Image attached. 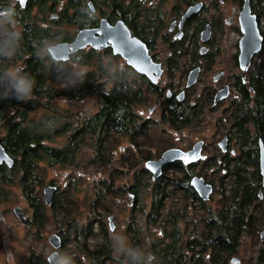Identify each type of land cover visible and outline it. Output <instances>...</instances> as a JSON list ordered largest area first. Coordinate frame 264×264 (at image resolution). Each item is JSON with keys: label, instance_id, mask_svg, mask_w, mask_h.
Instances as JSON below:
<instances>
[{"label": "flooded vegetation", "instance_id": "flooded-vegetation-1", "mask_svg": "<svg viewBox=\"0 0 264 264\" xmlns=\"http://www.w3.org/2000/svg\"><path fill=\"white\" fill-rule=\"evenodd\" d=\"M32 1L38 0H28L24 7L18 0H0V3L17 4L24 10ZM44 1L51 9L44 21V26H47L57 20L63 4L57 13V0ZM246 1L248 14L243 12ZM83 2L85 23L76 25L75 32L67 40L52 45L71 43L80 31L98 29L101 21L110 27L121 22L130 37L144 46L152 68H157L159 75L153 73L146 77L138 74L126 59L113 53L110 44L96 49L85 45L66 63L51 59L58 65V74L64 68L68 69L69 75L74 70L86 74L83 78L76 75L72 88L62 90L67 92L62 96L63 100L72 105L118 106L120 114L113 117L119 119L120 124L114 125L110 120L106 123V132L99 131L98 135L93 124L87 122L95 110L90 113L86 109L75 116L62 114L57 118L56 136L62 141L56 147L46 145L56 148L64 156H76L80 151L88 153L86 164L93 175L98 172L101 177L91 181L92 198L95 200L105 193L106 201L115 200L127 207L126 216L118 225L117 215L108 207L105 206L107 211L96 212L89 202L88 211L79 219L73 218L71 226L67 223L59 228L56 234L60 246H113V236L120 232L130 241L136 237L137 245L145 249L143 218L145 185L148 184L149 192L155 189L156 196L160 198L157 221H162L161 226H169V230H158L160 238L155 239V244L178 246L180 253L176 257L179 264L198 259L199 249L191 251L188 246L201 247L203 264H213L214 251L217 264H264V238H260L264 229V188L258 150L260 146L264 149V116L260 121L244 124L250 138L247 148L243 146L242 139L229 138L230 124L226 123V116L236 108L260 101L257 94L262 85L257 82L261 84L264 81V0ZM189 9L192 13L184 18ZM251 22L255 23L259 34L260 48L247 57L243 50L252 49L255 45L245 47L243 29L246 23L250 27ZM68 63L72 66L68 67ZM193 73H196L194 81L187 85L189 74ZM72 89L79 91L78 98H70ZM115 90L121 91L119 99L102 98L103 94L108 96ZM128 90L139 91L141 96L128 98ZM221 90L226 91V97L214 103L213 99ZM212 115H215L212 125L215 134L210 140L196 138L183 144L186 140L180 135L184 128L198 134L206 129L208 116ZM42 118L47 119L48 116ZM180 121L190 125L181 129L173 127L174 122ZM163 133L169 134L170 139L179 136L182 143L164 142L161 138ZM54 138L46 142L52 143ZM223 138H226L224 151L218 147ZM145 143L162 145V148L156 155L146 154L148 145ZM196 143L201 146L199 159L194 163L185 165L181 160H175L163 165L156 179H152V174L145 169L146 162L157 161L163 152L175 149L187 153ZM248 149L252 153L257 150V161L253 158V161L246 162ZM97 151L106 155L105 163L97 165L91 162L90 156ZM61 165L69 164L62 161ZM241 167L246 171H258L255 197L241 194ZM67 176L65 173V177L54 186L56 193L63 197L78 190L81 182L79 177L71 179ZM192 178L201 179L204 185L211 187L207 200H201L190 186ZM172 198L181 201L180 206L172 207L162 216L163 208L172 204ZM167 201L170 203L166 204ZM65 232H69V236ZM75 257L85 264L87 257Z\"/></svg>", "mask_w": 264, "mask_h": 264}, {"label": "trees", "instance_id": "trees-1", "mask_svg": "<svg viewBox=\"0 0 264 264\" xmlns=\"http://www.w3.org/2000/svg\"><path fill=\"white\" fill-rule=\"evenodd\" d=\"M89 1V0H88ZM92 1V0H91ZM108 1V0H102ZM116 2V0H113ZM9 5V3L4 4L0 3V6ZM85 4L83 0H65L61 10L58 13L57 20H53L49 25H39L34 16H31L33 8H35L39 13L43 14L51 11L44 0L32 1L28 3L27 7L24 10L19 9L16 4L15 8L19 14L18 18L20 23L24 28V40L23 48L20 55L17 57L16 62L21 64L24 67V71L29 73L36 81V86L33 90V95L31 99L27 102H18L15 99L12 100H0V131L3 134L0 136L1 144L5 148L6 153L12 158L13 166L12 168H7L5 165L0 166V200H5L7 198V191L4 189L5 186L15 185L19 188L21 192V198H23L27 209L30 211V217H27L26 226L33 227L35 230H40L44 226L46 219V211L52 210L51 219L53 221H58V225L67 224L71 226L72 216L68 212L64 203L59 201V193L55 192L54 198L50 206H45L43 200L39 193L36 192V186L40 185L41 172L37 162L42 158L47 160V165L49 167L62 166L61 162L65 164H71L73 159L72 154H66L65 156L51 146L44 144L46 141L50 142L53 137L58 135L57 124L54 125L53 118H58L59 113L55 112V109L50 108L51 103L57 99L59 92L53 91L51 89V84L58 81L60 78L68 76V69H65L58 74V65L52 63V60L41 52V55H37V46L43 44H54L57 42H62L67 40L70 35H66L61 31H53L52 26L61 27L62 25L69 27H76V25L85 23V15L83 14L86 11L84 8ZM72 37V36H71ZM64 67H66L64 65ZM89 82V81H88ZM92 82V81H90ZM259 85H262L258 89L257 97H260V101L256 104L249 105V103L244 104L241 108H236L235 111H232L228 116H226V123L230 124L229 134L231 139H242L244 145L248 146L249 144V133L245 123L254 122L255 120L260 121L261 117L264 116V81ZM115 90L111 92L110 95L103 94L102 98H115L121 97V91ZM86 92V91H81ZM70 98H78L79 91L72 89L69 91ZM62 95H66L67 92H61ZM67 96V97H69ZM140 92H132L128 90V98H139ZM44 99L46 102L41 105L40 101ZM262 100V101H261ZM49 107L50 116L48 118H42L41 120H35L30 116V113L35 112L39 109ZM120 107L110 106L106 104H97L96 112L91 116L87 122H91L95 130H98L103 133L106 132V123L111 122L115 124H120V120L115 115L120 114ZM111 115V116H110ZM47 116V115H43ZM58 119H56L57 121ZM190 123L187 122H174L173 127L176 129H181L183 127L189 126ZM257 140V138H255ZM241 149V148H240ZM105 154L99 151L93 153L90 156L92 159L91 162L105 163ZM247 157L246 162L257 161L258 152H250L248 149L245 154ZM241 158V157H240ZM244 159H242L243 161ZM246 171L241 167L240 169V189L241 194L247 195L252 198L255 197L256 189L258 188L259 174L255 169L253 172ZM49 185L56 186L54 182H49ZM43 185V184H41ZM56 188V187H55ZM146 190L149 191V185H145ZM157 188V187H156ZM57 190V188H56ZM155 191V189H154ZM153 189L147 194L150 198L149 204L145 207L144 212V222L146 230L150 229L152 225L157 222L160 198L156 195ZM105 193L103 195H98L94 202L92 203L94 210L98 211H107L105 208L104 202ZM103 202V204H101ZM61 227V226H60ZM71 228V227H69ZM135 229V228H134ZM66 236H69V232H65ZM133 244L137 245V238L131 241ZM156 240L152 239L151 243V252L157 256L158 264H179L177 260V254H179V248L175 244L165 243L163 246H157ZM147 244V241H146ZM138 246V245H137ZM75 251L71 253L74 257L77 255H83L87 257L88 264H118L115 253L113 251V246H73ZM191 251H196L199 253L198 259L193 258L192 261L187 262L186 264H203L201 259V247L200 246H188ZM29 252L28 258H21L16 256L15 264H46L43 255L33 249V247L27 248ZM65 246H60L58 251L63 252ZM215 250V249H214ZM212 257V263L217 264L218 258L217 254ZM76 259V264H82L83 262Z\"/></svg>", "mask_w": 264, "mask_h": 264}, {"label": "rangeland", "instance_id": "rangeland-1", "mask_svg": "<svg viewBox=\"0 0 264 264\" xmlns=\"http://www.w3.org/2000/svg\"><path fill=\"white\" fill-rule=\"evenodd\" d=\"M85 1V0H83ZM51 2V0H49V3ZM65 2V0H57L56 3L59 5H55V12L60 10L61 4H63ZM62 8V7H61ZM53 12V13H55ZM58 13V12H57ZM31 16H34L35 21L39 24V25H45V20H47L48 16L50 15V13L46 12L43 14L39 13L35 8H33L32 12L30 13ZM53 31H56L59 29V31H61L64 34H72L75 32V28L74 27H69V26H65L62 25L61 27H57V26H52L51 28ZM67 66H72V64L68 63ZM78 70H74L71 71L70 75L66 76V79H58V81L53 82V84H51V89H53V91H58L59 95L57 97V99H55L52 103H51V107L55 109V112H58L59 115L61 114H65V115H78V113H84V110H88L90 113H92L94 110L96 111V107L90 105H72L71 103H68L67 101L63 100V95L61 94V92H63L62 90H67V89H71V85H74L72 83V81L74 80V78L76 77ZM57 73V71H56ZM46 101L44 99H42L40 101L41 105L44 104ZM87 113V114H90ZM50 109L49 107H45L35 112L30 113V116L32 118H34L35 120H41L43 115H49L50 116ZM208 125L206 126V129L204 131H197L198 134L195 133L194 130L192 129H185L184 128V133L182 135H180V137H184L186 141H184L183 144H185L187 141H194L196 138H202L204 140L209 141L210 138L213 136V134H215V128L213 125V118L215 117V115L212 116H208ZM57 118H53V123L54 125H56L58 122V120L56 121ZM58 126V125H57ZM192 130V131H191ZM3 134V132L0 131V136ZM176 139H170L171 137L169 136V134H161V138L164 139V142H170L173 143V141L175 143H182V140L184 139H180L179 136H176ZM61 138L60 137H55L53 139L52 143H47L45 142V144H50L54 147L58 146L61 142ZM146 149L145 152L146 154H150V155H156L159 152V149L162 148V145H158V146H150L149 143H145ZM151 147V148H150ZM156 153V154H155ZM89 154L86 153L85 151H80L76 154V156H73V164L72 165H62V166H57V167H49L47 165V160L45 158H42L41 160H39L37 162V165L40 169V173L39 175L41 176L40 180V185L36 186V192L40 194L41 199H42V188L46 185H49V182H54L55 185L58 182L59 179H62L65 177V173H67V178H71V179H75L78 178L81 179V182L79 183V188L78 190L71 192V194L69 193L66 196H59V201L62 200V202L64 203L65 207L67 208L68 212L71 214L72 219H79V217L81 216L82 213H85L86 211H88V204H90L89 202H94V199L91 196V181L92 179L96 178H101L98 174V172H96V175H93V173L91 172V169H89V166L86 164L87 163V158H88ZM68 180V179H66ZM65 180V181H66ZM61 183V182H60ZM43 184V185H41ZM7 191V198L5 200H0V264H15L16 262V256L17 257H23V258H28L29 252L28 249L29 247H33V249L39 253H41L43 255V259L44 261L46 260V257L52 253L54 250L51 248V246H49L48 242H47V238L51 235V234H56L59 230V228H61L60 225H58V221H53L51 219L52 216V210H47L46 211V219H45V223L44 226L42 228H40V230H35V228L33 227H27L26 225H21V223H19V221L14 217L13 213H12V209L14 207H19V209L21 208L23 211L24 216L30 217V211L29 209H27V206L23 200V198H21V192L19 190V188H17V186L15 185H10V186H5L4 188ZM150 189V188H148ZM149 191L146 190L145 193V207L147 206V204H149L150 202V197L147 195ZM172 204L168 207V208H163L162 211V216H164L166 214V212L168 210H171V208L174 206H180V202L174 200V198L170 199ZM167 203H170V201H167ZM103 204V202L101 203ZM105 206L108 207L111 210V213H114L117 215V220H118V225H120L123 221V218L126 216V210L127 207L125 205V203H123L122 205H119L118 203L115 202V200H110V201H105L104 202ZM91 205V204H90ZM146 209V208H145ZM160 214V213H159ZM161 215V214H160ZM73 219V220H74ZM158 219V217H157ZM162 221L160 222H155L154 225H152L150 227V229L146 230L147 228L145 227V222L143 221V227H144V246L146 251H149V244L151 243L152 239H158L160 238L159 234H158V230L161 229L164 231L165 230H169V226H161ZM120 228V226H119ZM120 235V232H119ZM163 238V236H161ZM159 240V239H158ZM147 241V244H146ZM91 247V246H89ZM73 251H75V248L72 246H65V249L63 252L66 253H72ZM10 254V256H9ZM45 263L47 264V262L45 261Z\"/></svg>", "mask_w": 264, "mask_h": 264}, {"label": "water", "instance_id": "water-1", "mask_svg": "<svg viewBox=\"0 0 264 264\" xmlns=\"http://www.w3.org/2000/svg\"><path fill=\"white\" fill-rule=\"evenodd\" d=\"M28 0H18L21 7H24V3ZM146 1V0H143ZM248 5L247 1L245 2L243 12L248 14ZM90 8V5H89ZM91 9V8H90ZM191 10L189 9L184 18L191 14ZM251 27V28H250ZM250 27L246 23L243 31L245 34V43L246 48L251 44L255 45L252 49H245V55L248 57L251 53L256 52L260 48V37L257 32L256 26L254 22H251ZM97 35V36H95ZM252 35V36H251ZM254 41L253 43L251 41ZM106 44H110L113 53L115 55H119L122 58L126 59L128 64L140 75H145L146 77H150L153 73L159 75V70L152 68L149 58L146 55V49L144 46L132 39L129 35L128 30L124 27L121 22H117L116 25L110 27L105 21L100 22V26L96 30L85 29L80 31L75 39L71 43H58L55 44L57 49L52 50L51 59L54 61H63L66 62L69 58L75 53L77 50L81 49L85 45H91L93 48H100L106 46ZM246 57V59H248ZM247 61V60H246ZM190 79L188 80L187 85H191L194 81V77L196 73L189 74ZM226 97V91L221 90L215 96L214 103H217L223 98ZM200 143H196L193 145L192 149L187 153H182L180 150H167L162 153L161 157L157 161H148L145 163V169L152 174V179H156L160 174V169L163 165L168 163H173L175 160H181L185 165L194 163L199 159V151H200ZM218 147L224 151L226 148V138H223L219 143ZM260 146L259 150V172L262 180V187L264 188V149ZM12 158L6 153L5 148H3L0 139V166L5 165L7 168H12L13 166ZM190 186L196 191L199 198L203 201L207 200L208 196L211 193V187L204 185L201 179L192 178ZM56 192V188L51 185H46L42 188V200L45 206H50L52 200L54 198ZM12 213L14 217L21 223V225L26 224V217L23 214L22 209L19 207H14L12 209ZM111 225V220H110ZM112 229V227L110 226ZM261 239L264 238V229L261 232ZM47 242L49 246L53 250L60 249V239L57 234H51L47 238ZM53 253V252H52ZM47 264H54L55 256L51 253L46 257Z\"/></svg>", "mask_w": 264, "mask_h": 264}, {"label": "clouds", "instance_id": "clouds-1", "mask_svg": "<svg viewBox=\"0 0 264 264\" xmlns=\"http://www.w3.org/2000/svg\"><path fill=\"white\" fill-rule=\"evenodd\" d=\"M18 16L14 4L0 6V100L27 102L33 95L36 81L16 62L24 40V28ZM57 48L41 43L37 46V55L43 52L51 59L52 50ZM76 75L83 78L86 74L81 72ZM113 251L118 264H158L154 253L133 244L124 235L113 236ZM51 254L55 256L54 264H76L75 257L70 253L54 250ZM85 264H88L87 260Z\"/></svg>", "mask_w": 264, "mask_h": 264}, {"label": "snow or ice", "instance_id": "snow-or-ice-1", "mask_svg": "<svg viewBox=\"0 0 264 264\" xmlns=\"http://www.w3.org/2000/svg\"><path fill=\"white\" fill-rule=\"evenodd\" d=\"M21 2L23 3V0H21Z\"/></svg>", "mask_w": 264, "mask_h": 264}]
</instances>
